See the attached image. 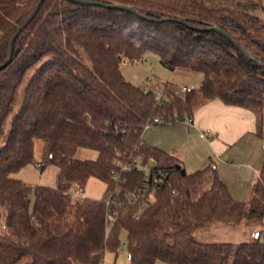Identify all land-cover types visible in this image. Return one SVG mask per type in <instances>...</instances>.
<instances>
[{
  "label": "trees",
  "instance_id": "16d2710c",
  "mask_svg": "<svg viewBox=\"0 0 264 264\" xmlns=\"http://www.w3.org/2000/svg\"><path fill=\"white\" fill-rule=\"evenodd\" d=\"M37 1L0 0V66L11 35ZM85 1L134 13L44 0L0 69V264H102L107 252L117 256L122 236L128 264H264V158L250 200L238 202L213 163L187 173L175 156L142 140L146 123L161 118L160 126L180 124L210 101L250 111L256 135L264 136V19L254 13L259 0ZM212 26H223L247 51L252 47L255 53H248L256 61L219 32L202 31ZM148 54L168 71L200 74L199 87L176 96L163 83L165 100L156 101L155 85L135 86L121 71L124 60ZM80 151L95 158L81 159ZM133 159L151 165L138 219L139 204L122 193L140 186L143 174L120 173L113 164L128 167ZM30 165L40 172L54 166L55 187L16 177ZM159 172L162 184L154 183ZM91 178L104 184L103 196H74ZM117 186L122 193L114 197L122 205L108 213L107 195ZM243 221L252 227L251 240L237 246L194 238L213 222Z\"/></svg>",
  "mask_w": 264,
  "mask_h": 264
},
{
  "label": "crops",
  "instance_id": "0c3cea01",
  "mask_svg": "<svg viewBox=\"0 0 264 264\" xmlns=\"http://www.w3.org/2000/svg\"><path fill=\"white\" fill-rule=\"evenodd\" d=\"M171 86L174 85L169 84L168 88ZM192 119L191 126L180 123L152 127L156 130L152 133L144 131L142 140L147 145L175 156L187 173L213 163L230 196L235 201L247 203L264 158V136L256 135L254 114L248 110L225 106L218 101H210L197 107ZM203 130H210L209 140L199 137V132ZM82 153L84 152L80 151L78 157L87 158V154ZM90 158L94 159L95 155ZM28 184L34 186L33 183ZM104 190L102 182L91 178L82 196L98 200L103 196Z\"/></svg>",
  "mask_w": 264,
  "mask_h": 264
},
{
  "label": "rangeland",
  "instance_id": "374dc122",
  "mask_svg": "<svg viewBox=\"0 0 264 264\" xmlns=\"http://www.w3.org/2000/svg\"><path fill=\"white\" fill-rule=\"evenodd\" d=\"M259 6L260 8L254 11V13L264 19V0H259ZM225 23L228 25L230 24L226 21ZM247 49L249 53H255V50L252 47L247 46ZM121 71L124 78L127 81L132 82V84H143L144 86H147L152 79V85H155L157 90H162L163 83L167 82L171 85H174L170 87L171 90L181 88V86L184 84L192 85L195 89H197L201 81L200 74L190 72L187 69L168 71L161 66L158 57L153 54H148L141 61L129 62L124 60L121 64ZM151 128H149L150 130L147 129L149 133H152L154 130H156L155 128ZM83 152L87 154V158L85 159H91L90 157L94 156V154L91 152ZM40 158L41 142L36 141L34 159L36 162H39ZM22 174H24L23 177ZM56 175V168L52 165L46 166L42 172H40V169L37 165H30L23 171L19 172L16 177L23 179L27 183H33L34 185L55 187ZM81 194V192H77V196L84 197ZM251 228L252 227L246 225L244 221L237 225L213 222L208 226L198 229L194 233V238L202 243L228 242L234 246H237L240 243L251 240ZM261 238L264 239V236L261 235ZM104 264H128L127 246L124 236L121 238V246L117 256L115 257L112 253L107 252L105 254Z\"/></svg>",
  "mask_w": 264,
  "mask_h": 264
},
{
  "label": "built area",
  "instance_id": "2783aa9c",
  "mask_svg": "<svg viewBox=\"0 0 264 264\" xmlns=\"http://www.w3.org/2000/svg\"><path fill=\"white\" fill-rule=\"evenodd\" d=\"M151 83L153 82V80L151 79L150 81ZM192 89H194V87L192 86H186L183 85L181 86V88H177L172 90L174 92V94L176 96H183L185 93L191 91ZM144 92H147V89L144 90ZM154 99L156 101H159L161 99L165 100V95L163 94L162 90H155V97ZM182 124H187V125H193V119L192 118H186L185 120H183L181 122ZM165 124L164 120L161 118H155L152 121L146 123V125L144 126V131H146L147 129L151 128V127H155V126H160ZM210 130H203L199 132V137L202 139H206L209 140L210 139ZM116 167H118L120 169V173L127 170V169H136L138 171H140L143 174V182L140 186H137L136 188H134L131 191H127V192H121L120 191V187L117 186L115 192H110L108 193L107 197V201H106V205L108 206L107 211L108 213L112 212L113 208H117L120 207L122 205L121 201H118L117 199H115V194H119L122 193V197L123 200H125L126 202L132 203V204H139L137 213L135 215V217L138 219L140 217V213L141 211L144 209L145 207V203L142 202V200L145 198L146 194L148 193L149 190V181H150V174H151V165L147 164V163H141L139 160L137 159H133L129 166L126 167L125 165H123L121 162L119 161H114L113 163ZM119 173L117 172H113L112 173V179L114 181H118L119 180ZM163 177L164 174L162 172H159L158 174H155V179H154V183L156 184H162L163 183ZM74 196H77V192H74L73 194ZM262 235L264 236V228L262 230ZM104 264V262L102 263Z\"/></svg>",
  "mask_w": 264,
  "mask_h": 264
},
{
  "label": "water",
  "instance_id": "95a60500",
  "mask_svg": "<svg viewBox=\"0 0 264 264\" xmlns=\"http://www.w3.org/2000/svg\"><path fill=\"white\" fill-rule=\"evenodd\" d=\"M44 0H38L33 9L30 11V13L27 15L25 20L22 22L20 26L14 31V33L11 35L9 41H8V46H7V53H6V60L5 62L0 66V69L4 68L5 66L8 65V63L11 60L12 57V46L18 35L23 31V29L29 24V22L34 18L35 14L37 13L40 5L42 4ZM77 4H82V5H94V6H100L103 8H108V9H119L123 10L129 13H134V11L130 8L124 7V6H119V5H110V4H104V3H98V2H91V1H85V0H69ZM152 22L156 23H162V22H168V21H174V22H180L185 24L184 22L180 20H174V19H161V20H150ZM226 22L232 23L231 19H225ZM201 30V29H199ZM202 31H217L219 32L222 36H224L228 41H230L240 52H242L248 59L252 61L254 60L248 53V51L240 45L237 39H234L230 34L226 32V30L223 28V26H212L209 28H206ZM259 64V63H258ZM260 67L264 68V64H259Z\"/></svg>",
  "mask_w": 264,
  "mask_h": 264
}]
</instances>
